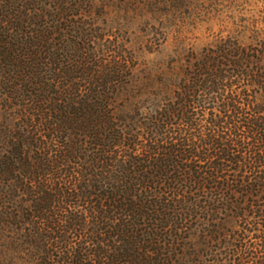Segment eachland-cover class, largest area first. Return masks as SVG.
<instances>
[{
    "label": "trees",
    "instance_id": "trees-1",
    "mask_svg": "<svg viewBox=\"0 0 264 264\" xmlns=\"http://www.w3.org/2000/svg\"><path fill=\"white\" fill-rule=\"evenodd\" d=\"M89 3L0 0V264H264V38L143 98Z\"/></svg>",
    "mask_w": 264,
    "mask_h": 264
},
{
    "label": "rangeland",
    "instance_id": "rangeland-1",
    "mask_svg": "<svg viewBox=\"0 0 264 264\" xmlns=\"http://www.w3.org/2000/svg\"><path fill=\"white\" fill-rule=\"evenodd\" d=\"M91 1L82 14L89 23L100 25L111 40L121 41L134 56L143 98L149 93L173 91L183 79L188 55L200 53L220 38L241 31L245 41L253 31L264 38V0ZM140 97L136 101H141ZM2 111L0 95V114ZM216 243L208 242L211 250H204L206 254L197 240L193 241L200 253L195 259H221Z\"/></svg>",
    "mask_w": 264,
    "mask_h": 264
}]
</instances>
